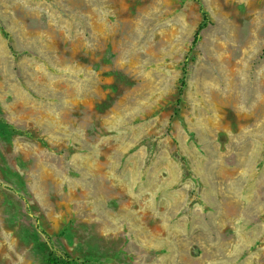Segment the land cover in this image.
<instances>
[{"label": "rangeland", "instance_id": "374dc122", "mask_svg": "<svg viewBox=\"0 0 264 264\" xmlns=\"http://www.w3.org/2000/svg\"><path fill=\"white\" fill-rule=\"evenodd\" d=\"M263 51L264 0H0V264H264Z\"/></svg>", "mask_w": 264, "mask_h": 264}, {"label": "trees", "instance_id": "16d2710c", "mask_svg": "<svg viewBox=\"0 0 264 264\" xmlns=\"http://www.w3.org/2000/svg\"><path fill=\"white\" fill-rule=\"evenodd\" d=\"M203 17H204L203 19L206 20V16L203 15ZM204 27H205L204 23L198 26L197 31L195 32L191 40V46H194L196 44V41L198 40V32L202 31ZM263 54H264V51H263ZM180 86L181 88L184 86L183 79L181 80ZM179 93H180V90H179ZM3 126H6L7 128H9L11 132H15V130L11 128L9 125L4 124ZM43 256L49 264H85L83 261H79L78 259L69 257V255L66 253H57L56 251H51V250L46 251L43 254Z\"/></svg>", "mask_w": 264, "mask_h": 264}]
</instances>
